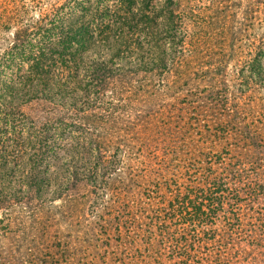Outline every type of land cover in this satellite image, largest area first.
<instances>
[{"label": "trees", "instance_id": "obj_1", "mask_svg": "<svg viewBox=\"0 0 264 264\" xmlns=\"http://www.w3.org/2000/svg\"><path fill=\"white\" fill-rule=\"evenodd\" d=\"M0 264H264V0H0Z\"/></svg>", "mask_w": 264, "mask_h": 264}]
</instances>
